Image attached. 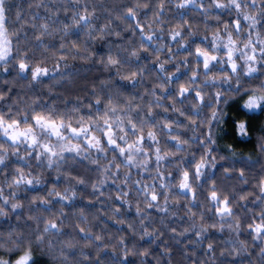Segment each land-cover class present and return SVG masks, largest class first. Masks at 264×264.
I'll return each mask as SVG.
<instances>
[{
    "label": "clouds",
    "instance_id": "9594fccd",
    "mask_svg": "<svg viewBox=\"0 0 264 264\" xmlns=\"http://www.w3.org/2000/svg\"><path fill=\"white\" fill-rule=\"evenodd\" d=\"M0 264H264V0H0Z\"/></svg>",
    "mask_w": 264,
    "mask_h": 264
}]
</instances>
